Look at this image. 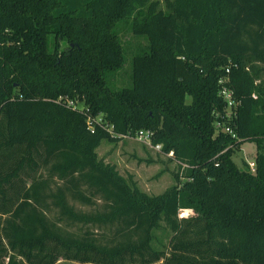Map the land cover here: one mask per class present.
Here are the masks:
<instances>
[{
    "label": "trees",
    "instance_id": "trees-1",
    "mask_svg": "<svg viewBox=\"0 0 264 264\" xmlns=\"http://www.w3.org/2000/svg\"><path fill=\"white\" fill-rule=\"evenodd\" d=\"M124 17L148 42L131 88L84 89L80 74L117 71L105 24ZM228 65L239 105L227 124L254 144V172L215 130ZM82 97L84 111L56 102ZM88 115L119 136L152 131L153 146L189 167L182 183L148 197L121 180L95 153L119 139L91 134ZM60 260L264 264V0H0V264Z\"/></svg>",
    "mask_w": 264,
    "mask_h": 264
},
{
    "label": "rangeland",
    "instance_id": "rangeland-1",
    "mask_svg": "<svg viewBox=\"0 0 264 264\" xmlns=\"http://www.w3.org/2000/svg\"><path fill=\"white\" fill-rule=\"evenodd\" d=\"M48 6V4H47ZM133 17H124L116 21L106 22V28L111 32L113 42L118 46L117 58L118 69L115 73L108 74L106 78H101L100 69L96 74H80L85 88L91 86L94 90L109 88L112 92L117 93L123 89L131 88V63L135 54H140L148 47L147 40L133 33ZM50 43H55L53 37H48ZM59 47L63 49L65 43L59 40ZM94 45L97 46L95 43ZM84 48H90L84 45ZM37 55V54H36ZM99 66V58L97 60ZM101 78V80H100ZM90 84V85H89ZM96 88V89H95ZM85 98V97H84ZM79 101L81 107H84V99ZM189 101V100H188ZM235 154L232 156L233 162L238 168H242L244 162L247 164L253 162L255 155V146L252 143H239ZM96 159L106 166L114 168L117 176L126 183H134L139 191L148 197H162L171 191L174 186L182 183V179L176 181L175 176L178 174V165L168 160L166 157L159 155L156 151L151 150L145 145L128 140L119 139L116 142L103 141L96 149ZM73 206L80 211L90 212L89 208L81 207L78 204ZM183 213L181 212L180 215ZM188 217L192 213H185ZM156 236L162 243L167 241L168 233H156ZM57 264H78L71 262L59 261ZM157 264H162L157 263Z\"/></svg>",
    "mask_w": 264,
    "mask_h": 264
},
{
    "label": "built area",
    "instance_id": "built-area-1",
    "mask_svg": "<svg viewBox=\"0 0 264 264\" xmlns=\"http://www.w3.org/2000/svg\"><path fill=\"white\" fill-rule=\"evenodd\" d=\"M232 69H237V66L228 65L226 68H224V75L218 81V96L225 104V111L224 114L222 115L214 114V123H215V130L230 135L231 139L235 142V146H236L239 143V139L233 133L230 125L227 124V122H229L236 115L237 107L239 105V102L234 95V91L230 87L229 75ZM56 102L59 103L63 108H66L68 110L84 111L87 109L86 107L79 106L80 105L79 101L62 100V98H59ZM86 126L91 134H94L96 129H101L113 138L128 139L141 143L146 147L150 148L151 150L156 151L159 155H162L166 157L168 160L175 162L178 165V167H180L181 169L180 172L189 168L186 164H182L178 162L175 159L173 152H169L165 154L162 151L161 145L153 146L151 143V140L153 138L152 131L139 130L135 132L133 135L129 134L127 136H119L113 132V127L109 124H106V122L100 115H97L94 118L89 115L86 116ZM235 146L233 148H235ZM247 166L251 172H254V168H255L254 162L250 161L249 163H247Z\"/></svg>",
    "mask_w": 264,
    "mask_h": 264
}]
</instances>
